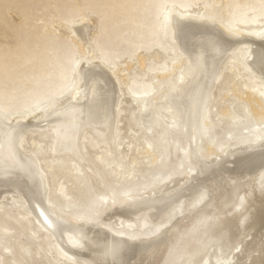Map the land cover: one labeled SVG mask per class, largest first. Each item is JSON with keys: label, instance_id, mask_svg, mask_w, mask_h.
I'll return each mask as SVG.
<instances>
[{"label": "rangeland", "instance_id": "374dc122", "mask_svg": "<svg viewBox=\"0 0 264 264\" xmlns=\"http://www.w3.org/2000/svg\"><path fill=\"white\" fill-rule=\"evenodd\" d=\"M172 16L214 20L238 40L241 35L264 39V0H0V115L24 126L19 150L34 162L37 158L45 184L49 180L46 195L53 210L75 225L111 227L107 235L126 246L121 264H204L207 260L214 264L218 243H199L193 235L212 218L219 220L214 226H222L218 240L225 245L219 264H264V189L257 188L264 169L239 177L229 165L240 152L264 142V76L247 68L249 55L242 49L247 45L231 52L220 67L209 93L208 127L202 135L210 152L205 151L197 162L210 169L225 154L232 174L215 190L206 185L189 194L186 189L183 200L165 209L159 219L147 220L157 204L150 203L152 208L138 212L130 228L124 220L110 224L98 220L109 193L119 199L170 194L181 183L189 185L193 164L199 161L190 160L186 142L176 158L167 155L172 143L169 132L174 133L178 117L170 112L173 122L168 123L161 116L168 111L162 94L171 83L180 87L186 79L179 68L182 55L172 38ZM82 25L91 27L85 40L76 34ZM87 62H98L109 73L120 98L113 142L89 131L82 133L80 161L49 150L50 123L43 122V114L72 99L79 83L78 68ZM145 106L155 108L154 118L162 125L148 130L135 120ZM234 115L243 117L235 121ZM11 191L0 188V264H87L75 254L79 244L67 237L66 244L74 250L67 247L76 257L64 251L35 216L24 212L25 205L10 202ZM56 214L51 213L52 218ZM142 240L149 245L138 249Z\"/></svg>", "mask_w": 264, "mask_h": 264}, {"label": "bare ground", "instance_id": "6f19581e", "mask_svg": "<svg viewBox=\"0 0 264 264\" xmlns=\"http://www.w3.org/2000/svg\"><path fill=\"white\" fill-rule=\"evenodd\" d=\"M171 18H173V26L171 29L174 31L172 38L175 41L180 55H182V63L179 68H183V74L185 73L186 79L185 84H182L180 87L171 83L162 94L168 111L162 113L161 116H163L168 123L173 122V117L168 116L170 112L176 114L178 117L177 124H174L176 127L174 133L172 134L169 132V135L172 136L170 139L172 143L169 144V153L167 155H170L171 158H173L174 155V158H176L180 148L183 146L184 142H186V150L189 148L187 152H189L190 160L192 162L195 160L199 161H195L193 164L191 169L192 174L191 177H189L191 180L189 185L185 183V185H187L184 186L183 183H181L175 186L174 190L172 189L173 191L170 190L169 192H172L170 194L165 195L162 192L154 195H142L140 198L138 196L139 199L135 198V196H127L123 199H119L112 193H109L110 199L107 202L105 211L101 213L98 218L99 221H109L108 224L114 221L124 220L127 222V228H130L133 218L138 212L148 211L152 208L148 206L150 203L151 205L152 203L157 204L156 207H154L155 205L153 206L152 212H148L147 220H155L160 217L165 209L170 208L179 200L178 203H180L187 193L185 192L186 189L189 190H187L189 194L193 191L196 192V188H201L200 190L205 189L204 187H206V185L207 187L211 186V188L215 190L216 187L218 188V184H222L221 182H223L228 174H232V169L235 176L239 177L244 173L253 174L260 170V168L264 169V142L250 148L251 151L246 150L243 153L240 152V154L233 157V162L225 160L224 154L217 158V160L223 158V161L220 160V162H216L212 167L209 165L210 169L207 168V163V167L204 165L200 167L197 163L201 162L200 158L205 151L206 153L207 151L210 152L209 148H204L202 135L204 130L208 127L206 113L207 102H209L210 99L209 93L217 80L222 63L231 52H237L240 47L247 45L242 48L245 51L242 52L249 55L250 60L247 68L252 71L254 70L259 76H264V39L258 40L257 38L255 41V39L252 38H245V36L248 35H241L243 38L238 40V38L232 36L221 23H213L214 20L211 19H205V21L201 19V21H198L187 17L172 16ZM90 33V26L82 25L76 28V34L80 39L85 40L90 36ZM78 71L80 75L78 76L79 83L75 95L72 99L58 104L57 108L51 109L47 113L43 112V118H45L43 122L50 123L49 150L52 153L63 152L71 156L72 159L75 157L77 160L83 161L84 151L81 149V137H83L84 134L82 135V133L89 131L93 136L99 139L103 138L110 143L113 142L114 114L119 102L120 92L119 88H116L112 83L113 81L111 77H109V73L106 74L98 62L82 63ZM146 108L145 106L142 111L134 115L135 120L142 125L145 123L144 125H146L145 127L148 130H150L154 124L162 125V121L154 118V114H157L155 108L152 106L149 109ZM255 115L259 116L258 113H255ZM239 117L243 116L234 115V120L237 121V119H240ZM20 122L16 124L13 120H5L0 115V188H8V190L11 189L13 191L10 202H20L22 207L25 205L24 212L28 211L32 216H35L43 226V229L47 232H51L54 236L53 238L63 245L64 248L62 245L61 247L64 251L69 247V245L66 244L67 237H70L75 244H79L80 248H76L79 250L78 254H75L85 263L121 264L124 262V258L126 257H122V253L126 246L121 242L118 243L116 239H111V237L107 235V233H111V227L100 226L96 223L94 225H75V222L62 217L58 212L53 210L56 208L47 199L49 193L46 195V187L49 189V180L45 184L42 178L44 172L40 171L39 166L36 164L38 162L37 158L35 157L36 160H34L36 162H34L27 157L28 154L23 155L19 150L25 131L24 126ZM211 151L213 152V150ZM157 159L158 158L155 157L152 162L157 161ZM226 161L229 162V165L230 163L233 164L232 169L227 167L229 165H225ZM138 172L142 173V169H138ZM94 175L98 179L101 177L97 172H95ZM251 176L252 175H250V177ZM259 187L260 189H264V170L260 172L257 180L258 190ZM106 191L108 192V190ZM166 191L168 192V190ZM8 193H10V191H8ZM8 193L6 190L5 195H8ZM0 197H2V195ZM209 198L211 199L212 197L209 196ZM207 200L208 199L205 201ZM208 205L211 204L209 203ZM51 213H58L56 214V219L52 218ZM217 221L212 218L207 222L206 228L193 233L195 239L199 243H203L206 240H213L218 243L217 251L213 256L214 264H219L220 251L223 246L225 247V245H222L224 244L223 239L222 243L218 240L223 236V232L222 226H219L220 224L218 225L219 227L214 226L217 224ZM17 223H19L18 219ZM149 223L151 225V221H149ZM214 233L218 235L221 234L222 236L219 235L218 238H215L213 236ZM62 234L65 235V240L62 238ZM112 234L114 233L112 232ZM26 238L29 239L28 237ZM131 238L133 239V237ZM31 240H29V242ZM139 242L138 249L144 244L149 245L146 240ZM75 244H73V246H75ZM69 248H71V246ZM72 248L71 249L74 250V247ZM74 252L71 253L70 251L68 254L71 253L72 255ZM76 255L74 257H76ZM204 264H209V261H205Z\"/></svg>", "mask_w": 264, "mask_h": 264}]
</instances>
